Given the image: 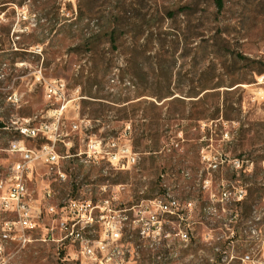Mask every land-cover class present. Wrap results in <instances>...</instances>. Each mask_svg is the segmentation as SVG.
I'll return each mask as SVG.
<instances>
[{
    "label": "rangeland",
    "instance_id": "rangeland-1",
    "mask_svg": "<svg viewBox=\"0 0 264 264\" xmlns=\"http://www.w3.org/2000/svg\"><path fill=\"white\" fill-rule=\"evenodd\" d=\"M0 9V180L20 159L11 141L49 143L21 129L60 134L58 168L35 163L26 178L41 214L34 241L9 246L5 264H82L79 243L58 241L62 214L46 211L71 199H109L121 220V240L83 264H264V0H224L220 11L213 0H1ZM60 80L64 98L46 99L45 85ZM93 141L131 145L138 164L115 170ZM155 200L176 201L175 214ZM95 214L91 242L106 221Z\"/></svg>",
    "mask_w": 264,
    "mask_h": 264
},
{
    "label": "built area",
    "instance_id": "built-area-1",
    "mask_svg": "<svg viewBox=\"0 0 264 264\" xmlns=\"http://www.w3.org/2000/svg\"><path fill=\"white\" fill-rule=\"evenodd\" d=\"M62 80H60L61 82ZM66 84L61 82L58 86L52 83L45 85V97L48 100H60L64 98ZM65 109L63 105L59 110L62 113ZM56 125L41 124L32 128L21 129L22 134L29 138H36L44 135L49 143L40 148H30L23 139L10 142L7 151L16 154L20 159L13 163L10 176L0 180V215L11 214L12 218H3L0 222V264H5L6 250L11 245H22L34 241L31 233L38 229L41 214L36 215V207L26 185V178L33 164L45 163L51 169L58 168L59 155L55 149L56 141L60 138L57 134ZM78 128L77 125L74 126ZM54 129L56 131L54 132ZM128 132L125 134V136ZM89 148L93 153L103 154L109 164L118 171H127L138 164L137 154L131 145L119 146L117 142H112L110 148L103 149L101 142H91ZM44 161V162H37ZM59 174L66 177L61 171ZM53 197L51 188L44 193V198L50 200ZM161 209L168 213H175L178 207L176 201L164 202L155 200ZM110 200L102 201V206L95 204L91 200L71 199L61 205L50 204L47 207L48 214H62L59 220V228L63 236L58 241L65 243H79L80 251L74 253V259L82 264L84 260L98 261L100 251L103 255L109 250V246L121 240V220L117 219V214L110 208ZM101 209L104 215L101 216L104 222V230L101 239L97 242L86 240L85 233L96 222V210ZM128 219L127 216L123 217ZM46 240V239H45ZM44 240V241H45Z\"/></svg>",
    "mask_w": 264,
    "mask_h": 264
},
{
    "label": "trees",
    "instance_id": "trees-1",
    "mask_svg": "<svg viewBox=\"0 0 264 264\" xmlns=\"http://www.w3.org/2000/svg\"><path fill=\"white\" fill-rule=\"evenodd\" d=\"M1 1V0H0ZM214 1V4H215V6H216V8L220 11V10H222L223 9V7H224V0H213ZM1 10V9H0ZM183 11H186V10H183ZM116 28H114L113 30H111L109 33H107V36H108V43H110V44H112V45H116V43H117V41H118V36H117V30H115ZM96 37L97 36H92V37H89V40H88V42L86 43V45H89V46H91V45H94L95 44V40H96ZM44 43V41L43 40H38L37 41V44H43ZM2 127H5L4 126V124L3 123H1L0 122V128H2ZM175 214V213H174ZM178 214H179V212H178ZM138 232H140V231H138ZM186 236V238H189L190 237V239L193 241L191 244H196L194 241H196V240H194L193 239V237H191L190 235H185ZM220 244H222V242H220ZM249 249H250V247H249ZM202 264H208V263H202ZM213 264H223V263H221V261H220V259L218 258V259H215V262L213 263Z\"/></svg>",
    "mask_w": 264,
    "mask_h": 264
}]
</instances>
